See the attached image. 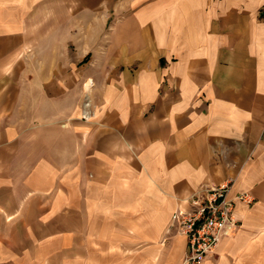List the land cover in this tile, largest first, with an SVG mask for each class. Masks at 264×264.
Listing matches in <instances>:
<instances>
[{"label": "crops", "instance_id": "1", "mask_svg": "<svg viewBox=\"0 0 264 264\" xmlns=\"http://www.w3.org/2000/svg\"><path fill=\"white\" fill-rule=\"evenodd\" d=\"M227 183L200 264H264V0H0V264H185Z\"/></svg>", "mask_w": 264, "mask_h": 264}, {"label": "built area", "instance_id": "2", "mask_svg": "<svg viewBox=\"0 0 264 264\" xmlns=\"http://www.w3.org/2000/svg\"><path fill=\"white\" fill-rule=\"evenodd\" d=\"M92 115L87 102L81 110V118L88 120ZM231 184L204 186L189 196L186 210L176 211L170 229L186 238L185 264H200L217 248L219 242L232 235L237 228L233 217L236 202L249 205L248 194L229 198Z\"/></svg>", "mask_w": 264, "mask_h": 264}, {"label": "rangeland", "instance_id": "3", "mask_svg": "<svg viewBox=\"0 0 264 264\" xmlns=\"http://www.w3.org/2000/svg\"><path fill=\"white\" fill-rule=\"evenodd\" d=\"M173 232L177 233L176 231H173Z\"/></svg>", "mask_w": 264, "mask_h": 264}]
</instances>
